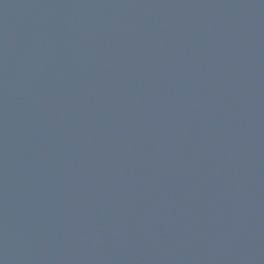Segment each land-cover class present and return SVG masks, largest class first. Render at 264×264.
Returning <instances> with one entry per match:
<instances>
[{
  "label": "water",
  "instance_id": "95a60500",
  "mask_svg": "<svg viewBox=\"0 0 264 264\" xmlns=\"http://www.w3.org/2000/svg\"><path fill=\"white\" fill-rule=\"evenodd\" d=\"M0 264H264V0H0Z\"/></svg>",
  "mask_w": 264,
  "mask_h": 264
}]
</instances>
